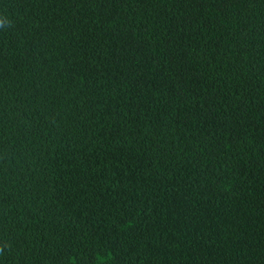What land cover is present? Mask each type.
<instances>
[{"label": "trees", "instance_id": "16d2710c", "mask_svg": "<svg viewBox=\"0 0 264 264\" xmlns=\"http://www.w3.org/2000/svg\"><path fill=\"white\" fill-rule=\"evenodd\" d=\"M0 264H264V0H0Z\"/></svg>", "mask_w": 264, "mask_h": 264}]
</instances>
